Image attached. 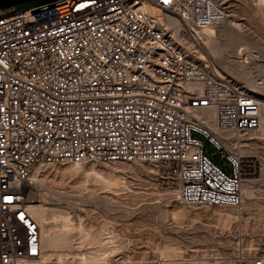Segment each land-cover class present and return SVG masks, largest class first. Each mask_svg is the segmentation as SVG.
Masks as SVG:
<instances>
[{
	"label": "built area",
	"instance_id": "built-area-1",
	"mask_svg": "<svg viewBox=\"0 0 264 264\" xmlns=\"http://www.w3.org/2000/svg\"><path fill=\"white\" fill-rule=\"evenodd\" d=\"M37 9L0 18V264H40L41 231L28 210L36 168L146 162L184 207L240 206L250 171L241 138L260 129L264 101L161 24L176 19L193 41L225 21L224 4L59 0ZM201 110L234 139L197 120ZM217 264H264V249L236 241Z\"/></svg>",
	"mask_w": 264,
	"mask_h": 264
},
{
	"label": "rangeland",
	"instance_id": "rangeland-1",
	"mask_svg": "<svg viewBox=\"0 0 264 264\" xmlns=\"http://www.w3.org/2000/svg\"><path fill=\"white\" fill-rule=\"evenodd\" d=\"M219 1L227 8V18L218 28L234 30L233 36L252 47L259 57L256 62L264 65V11L257 8V0ZM185 45L195 59L203 60L192 46ZM263 132L260 127L241 138L242 148L248 152L245 156L253 162L249 171L253 183L251 194L241 195L237 208L184 207L162 186L153 165L138 161L85 163L65 175L60 172L71 165L40 168L38 180H34L33 201L58 217L50 235L61 232L67 237L64 264H80L71 258L73 254L93 253L100 248H108L110 253L97 264H163L170 257L185 260L181 264H217L214 258L228 254L236 241L264 249V174L260 175V169L264 170ZM213 152L205 148L206 156L220 166ZM221 166L228 174L229 164L223 161ZM92 169L99 172L98 176L89 172ZM64 223L68 227H63Z\"/></svg>",
	"mask_w": 264,
	"mask_h": 264
},
{
	"label": "bare ground",
	"instance_id": "bare-ground-1",
	"mask_svg": "<svg viewBox=\"0 0 264 264\" xmlns=\"http://www.w3.org/2000/svg\"><path fill=\"white\" fill-rule=\"evenodd\" d=\"M256 5L258 9L264 11V0H257ZM224 23H226V19ZM224 23L222 22L216 25L215 27H211L207 29L203 34H196L195 40L193 41H187L183 35L182 27L176 19L170 16L161 19L162 28L173 31L174 38L177 42L182 44L185 48H186L185 44H188L189 47L192 46L196 50L197 54L201 58L210 62L220 75L230 79L233 82L234 86L236 88L238 87L237 89L241 93L252 95L257 99L264 101V81L258 83L259 80H263L264 65L260 64L259 62H256V60H258L259 57L256 55L257 53L252 49V47H250L247 44H242L240 38L233 36L234 30L232 31L231 29H227L226 27L218 28L222 24L224 26ZM254 74L259 75V77L261 76L262 79L259 80L256 79ZM239 83L245 86L241 87L239 86L241 85ZM194 117L199 121H203V123L207 126V128L211 130V132H214L217 137L226 138L227 140L230 141L234 139L232 134L222 133L216 130L212 112L207 110L197 111L194 113ZM261 127L264 128V117L262 118ZM246 154H248V152L246 151V149L244 150L242 148L241 155L245 159L248 160L251 159V157H246L245 156ZM252 163L253 162H249V165ZM80 166L81 164L71 165L69 168L67 167L63 169L60 173L61 175L69 174L72 172L74 173V171H76L77 168H80ZM89 172L95 175L99 174V172L97 173V171H95L94 169H92ZM39 173H40V168H36L33 176L34 180H38L36 175H38ZM248 174L249 173H247L245 178H243L241 181L242 196H248L251 194V189H252L251 185L253 183V179H250V177L253 176V173L252 174L250 173L249 175ZM262 174H264V170L260 169V175ZM33 192L29 193L28 196L29 200H33V196H32L34 194ZM28 210L33 216V218L36 220V222L38 223L41 231L42 255L40 258V264H64V262L62 261V257L65 253V252L63 253V250L69 243L67 237H65V234L61 232H59L56 235H50V232L53 231L52 230L53 220H55L58 217L55 216L53 212L45 205H43L42 203H36L35 201L28 204ZM227 217L231 218V216L229 215ZM63 219L65 220V218ZM66 226L68 227L67 223H64L63 227ZM52 233L53 232H51V234ZM107 249L100 248L93 253H89V252L75 253L71 256V258L77 259L78 263L80 264H85V263L97 264L102 258H104L105 256H107L108 253H110V249L109 250ZM193 252H197V251L195 250ZM53 256H55L54 257L55 259L53 258ZM219 259L220 257L218 258V256L214 258V260L216 261ZM181 261H185V260L178 257H174V258L170 257L169 259L168 258L165 259L164 262L166 263L163 264H172V263L181 264ZM195 263L197 264L198 262ZM191 264H193L192 261ZM200 264H205V263L200 262Z\"/></svg>",
	"mask_w": 264,
	"mask_h": 264
},
{
	"label": "water",
	"instance_id": "water-1",
	"mask_svg": "<svg viewBox=\"0 0 264 264\" xmlns=\"http://www.w3.org/2000/svg\"><path fill=\"white\" fill-rule=\"evenodd\" d=\"M56 1L59 0H0V18L32 9L33 13H36L38 7L48 5L51 8Z\"/></svg>",
	"mask_w": 264,
	"mask_h": 264
},
{
	"label": "snow or ice",
	"instance_id": "snow-or-ice-1",
	"mask_svg": "<svg viewBox=\"0 0 264 264\" xmlns=\"http://www.w3.org/2000/svg\"><path fill=\"white\" fill-rule=\"evenodd\" d=\"M165 2H167V0H165Z\"/></svg>",
	"mask_w": 264,
	"mask_h": 264
}]
</instances>
